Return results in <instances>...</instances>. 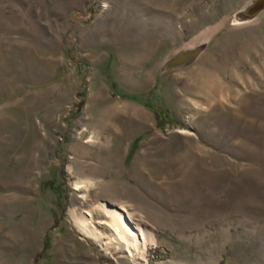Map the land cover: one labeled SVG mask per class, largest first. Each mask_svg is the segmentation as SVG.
<instances>
[{"label":"rangeland","instance_id":"374dc122","mask_svg":"<svg viewBox=\"0 0 264 264\" xmlns=\"http://www.w3.org/2000/svg\"><path fill=\"white\" fill-rule=\"evenodd\" d=\"M0 264H264V0H0Z\"/></svg>","mask_w":264,"mask_h":264},{"label":"bare ground","instance_id":"6f19581e","mask_svg":"<svg viewBox=\"0 0 264 264\" xmlns=\"http://www.w3.org/2000/svg\"><path fill=\"white\" fill-rule=\"evenodd\" d=\"M92 141V140H91ZM112 162V161H111ZM108 164V163H107ZM114 164V163H112ZM110 163L108 167L110 168ZM92 187L90 181L76 183L75 189H85L88 191ZM87 196H83L86 199ZM102 209L101 207H99ZM119 211L114 208L107 211L110 222L103 223L107 227L109 234H104L96 229L93 225L92 211L87 212L84 216H77L72 212V218L76 229L84 236L93 239L101 248L105 250H116L127 254V257L136 262L138 259L144 257L145 249L147 247V235L141 229H137L130 225L132 218L131 213L126 209L127 207H118ZM153 240V239H152Z\"/></svg>","mask_w":264,"mask_h":264},{"label":"water","instance_id":"95a60500","mask_svg":"<svg viewBox=\"0 0 264 264\" xmlns=\"http://www.w3.org/2000/svg\"><path fill=\"white\" fill-rule=\"evenodd\" d=\"M104 207L109 208V209H110V208H114V209H116L117 211H119V208H118L117 206L104 204Z\"/></svg>","mask_w":264,"mask_h":264}]
</instances>
